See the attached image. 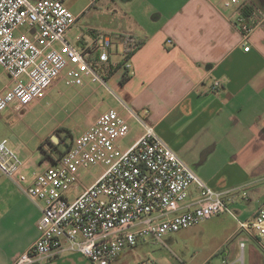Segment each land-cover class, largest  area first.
Listing matches in <instances>:
<instances>
[{"label":"built area","instance_id":"1","mask_svg":"<svg viewBox=\"0 0 264 264\" xmlns=\"http://www.w3.org/2000/svg\"><path fill=\"white\" fill-rule=\"evenodd\" d=\"M231 2L235 9L229 22L240 35L244 51L250 52L251 35L264 14L251 0ZM76 20L64 0H0V67L8 77L0 90V115L12 105L31 103L63 74L71 84L88 75L126 114L115 109L104 112L44 171H30L29 162L20 158L8 140L0 141V172L41 212L35 223L39 237L13 264H41L66 253L81 254L92 264H111L140 243L164 244L167 234L214 216H234L232 192L211 188L110 87L102 71L114 56L119 55L124 76L133 75L127 41L94 32L78 37L74 45L67 33ZM222 88L219 78L211 90L218 93ZM127 118L143 129L139 140L93 185L74 196L81 172L99 166L128 133ZM192 186L195 198L190 194ZM239 226L264 251V204L252 220ZM245 247L244 242L239 244L242 264Z\"/></svg>","mask_w":264,"mask_h":264},{"label":"crops","instance_id":"2","mask_svg":"<svg viewBox=\"0 0 264 264\" xmlns=\"http://www.w3.org/2000/svg\"><path fill=\"white\" fill-rule=\"evenodd\" d=\"M251 2L264 14V0ZM234 9L231 0H87L75 14V24L85 32L142 42L130 58L133 75L124 76L119 55L102 72L110 87L199 177L215 190L232 192L230 207L235 213L226 214L234 217L238 227L227 233L228 240L241 232L240 222L252 220L264 204V20L251 35L250 52H245L229 22ZM124 78L127 81L122 83ZM219 78L223 88L212 92ZM63 79L67 80L64 74ZM81 83L94 88L75 91L83 98L80 115L85 129L71 134V145L104 112L115 109L126 116L88 75L75 84ZM48 86L40 94L48 95ZM100 91L109 100L101 101ZM127 119L128 133L108 156L111 163L143 133L134 120ZM127 138L130 143L125 145ZM0 175V264H13L39 237L35 223L41 212L18 185ZM190 194L197 196L195 186ZM241 233L244 238L236 240L231 254H221L222 264H237L241 242L246 244L243 264L247 249L248 264H264V251ZM41 264L92 263L81 254L66 253Z\"/></svg>","mask_w":264,"mask_h":264},{"label":"rangeland","instance_id":"3","mask_svg":"<svg viewBox=\"0 0 264 264\" xmlns=\"http://www.w3.org/2000/svg\"><path fill=\"white\" fill-rule=\"evenodd\" d=\"M64 2L75 15L77 8L87 0ZM85 31L79 24H75L67 33V38L74 45H78V37L84 33L87 36L94 33ZM119 49L121 50V46ZM7 82L8 77L0 67V89H3ZM92 88L94 85L89 86L86 83L71 84L60 75L46 89L48 95L41 93L27 105H12L0 115V140L6 139L15 146L20 157L29 162L30 171H44L50 168V158H58L60 155L51 145H57L61 151L66 150L73 140L71 134L75 136L79 130L85 129V122L80 115L83 98L80 99L75 91H89ZM99 98L103 101L109 100L110 97L105 91H100ZM69 128L73 129L72 132ZM58 130L60 137L54 135ZM136 133L137 130L131 135ZM61 139H64V143H60ZM129 143L127 138L124 144ZM110 163L111 160L107 157L99 166L82 171L74 196L80 195L85 188L93 185ZM237 227L238 223L229 214L214 216L197 226L167 234L163 239L164 244L143 242L134 249H127L119 260L111 264H222L223 255L228 257L236 240L244 238V234L238 232L236 238L228 240L227 233ZM262 243L264 244V239ZM247 254L248 249L245 264H248ZM240 256L241 252L238 258ZM237 264L242 263L238 261Z\"/></svg>","mask_w":264,"mask_h":264},{"label":"trees","instance_id":"4","mask_svg":"<svg viewBox=\"0 0 264 264\" xmlns=\"http://www.w3.org/2000/svg\"><path fill=\"white\" fill-rule=\"evenodd\" d=\"M121 38L125 39L127 41V43H128V47H129L128 48L129 49L128 55L129 56H131L133 54V52L135 51V49H137L138 47H140L141 46V43H142V42H138V41H135V40H132V39L123 37V36H121ZM126 81H127V78H124L123 81H122V83H125ZM59 132H60L59 130L56 131L54 135L60 137V135H58ZM47 142H49V140ZM60 143H64V139H61L60 140ZM51 146L53 148H55L60 153V155H59L58 158H61L70 149L71 144L70 145H67V149L66 150H63V151H61V149L57 145L56 146L51 145ZM58 158H56V159H58ZM50 159H51V162H53V163L55 162V158H50ZM208 264H210V263H208Z\"/></svg>","mask_w":264,"mask_h":264}]
</instances>
